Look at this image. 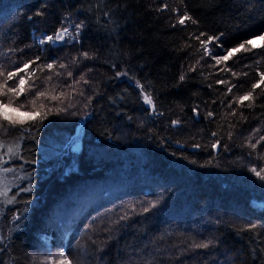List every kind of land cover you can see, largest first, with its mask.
<instances>
[{
	"label": "trees",
	"instance_id": "1",
	"mask_svg": "<svg viewBox=\"0 0 264 264\" xmlns=\"http://www.w3.org/2000/svg\"><path fill=\"white\" fill-rule=\"evenodd\" d=\"M262 34L264 0H0V70L36 61L21 111L47 92L0 128V264H264V84L236 100L264 41L212 58Z\"/></svg>",
	"mask_w": 264,
	"mask_h": 264
},
{
	"label": "snow or ice",
	"instance_id": "2",
	"mask_svg": "<svg viewBox=\"0 0 264 264\" xmlns=\"http://www.w3.org/2000/svg\"><path fill=\"white\" fill-rule=\"evenodd\" d=\"M189 19H191V18L185 14L184 16L179 17L178 23L180 25H184L186 23V21ZM193 23H195V21H193ZM81 26L82 25H79V24L76 25L77 30ZM68 32H69L68 28H62V29L58 30L54 35L46 36L45 38L40 39L38 42L40 44H45L47 42L55 43L56 41L63 40L65 38V36L68 35ZM200 35L203 36L204 34L201 33ZM195 39L199 41L201 48H203V50H204V53L210 54L209 50L207 48V45L214 40H218L219 37H209L207 39H201L200 36H196ZM253 39H260L261 41H264V34H262L260 37H254ZM248 46H250V47H248ZM261 46L264 47V45H261ZM255 47H256V45H254L253 41L250 39V40H247V41L239 44L235 48L228 49L225 55L213 56L212 58L216 61V64H221V63L229 60L234 54L240 52L241 50L250 51L252 48H255ZM82 55L85 58H87L89 56V54L87 52L82 53ZM262 55H264V53H262ZM36 59L39 60V57H37ZM35 62L36 61L26 62V63H24L23 68H17L16 71L5 72L4 70H0V77L4 78L2 81H0V97H6V99L0 100V121L3 122V123H0V128H4L6 126L15 127L17 125H23L27 121H34L36 119V117L41 115V113L39 111H35L32 109L35 108L37 99L47 96L46 91H36L34 94V97L31 100L27 101L28 105L32 106V109H29L26 111H21V109H25L26 105L24 103H18L19 97L21 95H24L25 93L31 92L32 88L35 87L34 83L29 84V80L34 81V79H35V71L30 72V73L26 71L27 69H29L30 65L32 63H35ZM43 67L47 68V69H52L53 64H51V63L46 64ZM60 67L63 68V67H65V65L61 64ZM39 70H42V69H39ZM20 72H25L28 79H26L25 76H23V75H19ZM68 75L71 76L72 74L69 72ZM118 75H120V73H118ZM233 75H236V73H233ZM259 75H260V81L258 83H254L252 85V90L248 91L245 95L236 98V100L239 103H243L244 101H248V100L253 99L254 90L257 87H259L260 84H264V72H261ZM14 78L16 79V83L9 85L8 81L13 80ZM48 79L50 80L51 77H48ZM180 79L183 80L184 76L181 75ZM217 83H228V82L223 81V80H219V81H217ZM26 85H28L27 88L25 87ZM137 85L139 87H141V89H143V86L139 85L138 81H137ZM233 87H235V85L230 86L228 88V92H231ZM262 91H264V90H262ZM61 95H63V93ZM51 99H58V97L53 96V97H51ZM144 101H145V103H147L149 105H152V103H153L150 95H145ZM229 106H231V105H229ZM248 106L250 107L251 105H248ZM40 107H44V106L41 105ZM232 114L235 115V112L233 111ZM208 115L211 116L212 113L209 112ZM173 123H176V121H173ZM213 135H215V133H213ZM260 139L264 140V137H260ZM257 143H259V141H257ZM213 147H215V145H213ZM251 147L253 149H255L256 144H251ZM9 151L11 152L12 149H9ZM251 171L258 178H260L261 180H264V169H261L258 171L256 168H252ZM24 190L30 191L31 189L27 188ZM144 210L147 211L148 209H144ZM250 227H255V226L253 225ZM207 246H208L207 244L197 245V247H207ZM61 257L62 258L58 262H56V264H72L71 260H69L68 257L65 256L63 252H61Z\"/></svg>",
	"mask_w": 264,
	"mask_h": 264
},
{
	"label": "rangeland",
	"instance_id": "3",
	"mask_svg": "<svg viewBox=\"0 0 264 264\" xmlns=\"http://www.w3.org/2000/svg\"><path fill=\"white\" fill-rule=\"evenodd\" d=\"M48 36H49V35H48ZM66 37H67V36H65V38H66ZM258 37H260V36H258ZM65 38H64V39H65ZM40 39H42V38L39 37V38H38V41H39ZM251 40L253 41V44L256 45V46H260V44L262 43V41H261L260 39H253V38H252ZM61 41H62V40H60V41H56V42H61ZM56 42H55V43H56ZM207 48H208V50H209L208 45H207Z\"/></svg>",
	"mask_w": 264,
	"mask_h": 264
},
{
	"label": "water",
	"instance_id": "4",
	"mask_svg": "<svg viewBox=\"0 0 264 264\" xmlns=\"http://www.w3.org/2000/svg\"><path fill=\"white\" fill-rule=\"evenodd\" d=\"M196 118L199 119L198 114H196ZM178 146H179L180 148H183V147H184L182 144H179ZM216 150H218V146H217V145H216Z\"/></svg>",
	"mask_w": 264,
	"mask_h": 264
}]
</instances>
